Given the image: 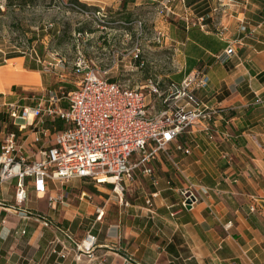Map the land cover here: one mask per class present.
Returning <instances> with one entry per match:
<instances>
[{
  "label": "crops",
  "instance_id": "obj_1",
  "mask_svg": "<svg viewBox=\"0 0 264 264\" xmlns=\"http://www.w3.org/2000/svg\"><path fill=\"white\" fill-rule=\"evenodd\" d=\"M164 1L170 2L175 10L181 11L182 16L188 11L191 12L192 8L195 10L205 5L210 10L203 17H209L212 12L217 11L220 14V22L215 31L184 22L180 14L171 12L172 15L181 17L182 22L170 26L167 40L178 53L176 58H182L183 61L180 70L169 78V82H179L188 73L203 70L210 78V89L208 92L200 91L196 94L214 108L223 110L222 114L214 117L209 124V131H204L202 126H195L177 139L178 143L190 149L189 155L175 151L174 145L169 147V150L175 152L174 155H162L164 159L175 158L174 166L185 173L182 188L157 187L165 177L164 175L161 178L162 173L168 172L160 156L163 153L160 152L153 160L145 163L147 168H150L148 164L152 161L160 164V177L150 168L151 183L155 188L149 194L152 206L146 205V196L145 204L118 202L109 211L105 242L96 246V249L101 250H95L87 256L89 260L82 255L76 261L77 254L74 249L64 251L67 240L63 238L61 241L55 237L49 244L55 243L61 247L58 252L52 250L57 255L54 262L59 260L57 264H264L262 6L252 0H161L160 3ZM96 3L104 2L97 0ZM144 3V0H106L104 5L117 18L122 13L133 17L136 15L135 8L139 9ZM95 6L103 8L100 5ZM242 26L253 33H242ZM107 30L112 32L109 36L113 39L115 29L109 27ZM231 43L234 55L225 64H221L217 58L223 56ZM12 60L17 62L11 66L8 63L0 65V117L4 118L6 116L2 113V105L5 103L19 102L22 106H34L39 99L34 101L33 97L29 98V90H39L38 86L43 81L40 74L42 71L31 69L35 67L32 62H28L30 64L27 66L24 57L6 59L3 62ZM135 67L140 68L137 65ZM55 77L56 81L50 86L52 89L42 97L68 89L70 84L65 80V75ZM147 80L135 88L143 86ZM70 83L73 85V82ZM256 97L261 99L260 104L254 102ZM156 107L153 111L160 109L159 104ZM3 122L5 123L0 118V145L6 133L15 132L18 134L17 143L20 147L18 156L26 161L37 159L38 150L50 147L54 132L63 128L62 122L45 119L43 128L48 131V135H42L40 142L35 143L32 128L19 133L10 122H6L7 127ZM8 126L12 128L8 129ZM135 170L143 175L142 168ZM197 172L199 174L195 175ZM163 184L170 185V182ZM190 187L200 199L192 206L182 209L181 203L186 200L184 192ZM0 190L6 191V194L1 192L0 199L7 197L9 193L14 198L13 183L1 185ZM1 206L3 207L0 211L8 208L4 204ZM250 207H254L255 211L250 212ZM28 209L21 207V210L29 213ZM59 228L62 229L61 232L66 230L71 236L68 229L63 226ZM37 231L38 228H35L27 244L31 245ZM8 232L7 227L2 228L0 237L4 239ZM66 237L71 241V237ZM39 242L38 240L37 243ZM39 247L40 244L37 245Z\"/></svg>",
  "mask_w": 264,
  "mask_h": 264
},
{
  "label": "built area",
  "instance_id": "obj_2",
  "mask_svg": "<svg viewBox=\"0 0 264 264\" xmlns=\"http://www.w3.org/2000/svg\"><path fill=\"white\" fill-rule=\"evenodd\" d=\"M94 16L103 26L110 25L104 20L101 11H97ZM119 23L124 28L132 26L134 34V43L121 61L128 57L131 64L142 67V22ZM240 30L250 35L253 33L248 32L245 26ZM124 32L130 36V32ZM159 36L160 33L157 39ZM233 55L231 43L223 56L217 59L225 64ZM36 62L48 72L53 66L39 59ZM57 63L61 64L59 58ZM58 64L54 65L55 69ZM106 73L79 54L71 70L72 76L76 78L74 88L66 92V95L63 90L49 94L48 97L40 98L32 107L22 106L19 102L2 105V113L19 133L33 129L35 143L40 142L42 135H48V131L43 128L45 119L63 123V128L54 132L52 145L39 149L38 158L33 161L18 156V134L8 132L4 135L0 145V186L15 180V205L12 208L18 210L19 216L27 219L29 215L21 210L28 201L29 186L35 194L45 195L56 189L57 184L63 185L71 180L86 181L95 187L111 183V191L123 203L125 184L133 180L135 169L142 168L143 175L151 176L152 170L145 163L153 160L160 152L169 156L171 145H174L175 151L189 155L190 149L178 143L177 139L195 126H202L204 131H209V124L214 117L222 114L223 110L214 108L196 94L210 89V78L203 70L192 71L179 82H169L165 88L150 79L141 87H126L111 81L105 76ZM254 102L260 104L261 99L256 97ZM155 104L160 105L158 111H153ZM3 124L7 127L6 122ZM134 157L140 158L132 162ZM108 179L113 181L108 182ZM184 195L186 200L181 203L182 209L200 199L192 187ZM57 199L52 194L48 197L51 209H55ZM146 205L152 206L150 199L146 200ZM254 211V207H250V212ZM95 213L96 220L100 221L104 209L98 207ZM38 219L43 221L46 229H50L49 221L40 216ZM14 234L23 236L25 228L15 230ZM96 242L95 236L87 234L80 244H75L78 252L76 261L80 260L83 253L90 256Z\"/></svg>",
  "mask_w": 264,
  "mask_h": 264
},
{
  "label": "rangeland",
  "instance_id": "obj_3",
  "mask_svg": "<svg viewBox=\"0 0 264 264\" xmlns=\"http://www.w3.org/2000/svg\"><path fill=\"white\" fill-rule=\"evenodd\" d=\"M96 1L0 0V64L14 65L17 61L3 62L9 56L24 57L27 66L30 64L28 62H32L38 72L42 71L40 73L43 79L42 85L38 86L39 90H29V98L33 97V100L36 101L42 95L47 94V91L52 89L51 84L56 81V75L66 76L65 80L70 84L68 89L65 90L66 92L70 88L72 89L73 85L70 82H74L76 78L72 76L71 70L73 62L79 54L92 61L102 72H107L105 76L120 85L135 88L144 80L150 79L165 88L169 84V78L177 74L183 63L182 58H176L178 53L168 43L170 26L175 25L176 22H182L180 18L183 17L184 22L202 26L204 30L213 29L216 31L221 18L218 11L212 12V15H208L209 17L196 16L200 13H209L208 5L195 10L192 8V14L188 11L187 14L185 13L182 16L181 11L170 6V2L164 1L161 4V0H144L145 3L139 9L135 8L136 15H134L136 19H140L138 21L142 22L144 33L140 39L144 64L142 67L136 68L135 64H131L128 57L121 61L124 58L122 56L128 54L134 43L133 32H130V36H126L124 26L119 22H114L117 18H114L109 13V7L104 5L106 0H98L104 2L103 4H98ZM95 5H100L103 8ZM97 11H101V14L105 16L104 20L107 23L109 22L110 25L103 26L95 18L94 14ZM171 12L180 14L181 17L172 15ZM111 23H114V25H111ZM104 27L115 29L113 39L109 36L112 32ZM159 33L160 36L157 39ZM58 58L61 60V64L57 63ZM38 59L45 64L50 62L53 65L49 70L50 72L43 70L41 64L36 62ZM114 60L117 61L114 62ZM56 64L58 66L55 69L54 65ZM41 88L44 90L41 91ZM62 102L64 104L65 101ZM156 106L157 104H155ZM0 118L1 121L9 124V118L3 116ZM11 128L12 126H8V129ZM174 153L169 150L168 155H174ZM162 155L165 156V154H160V156L168 172L167 174L162 173L161 178L164 175L165 177H163V181L160 180L157 187L182 188L181 183L185 182L183 179L185 173L176 169L173 164L175 158L173 160L164 159ZM139 158L134 157L132 162ZM148 166L153 169L157 177H160V164L152 161ZM198 174L197 172L195 175ZM197 178L200 179V176ZM167 181L170 182V185L163 184ZM151 182L152 176L143 177L140 172L135 170L133 180L125 184L123 202L145 204L144 197L146 196L149 199V194L155 191ZM12 183L15 185V180ZM97 187L82 180H71L63 185L57 184L56 189L45 195H38L33 193L29 186V202L22 206V209L24 207L29 208L27 219L19 216L18 210H13L12 206L15 203L14 198L10 197V193L7 197L1 198L0 208L4 204L11 211H0V232L4 227L9 230L4 239L0 237V264H57L59 260L56 259V262H54L57 255L54 258L48 256L49 253L53 254L52 250L54 248L56 250L57 245L55 243L49 244L55 237L59 240L63 238L67 240L64 244L66 248L64 251L74 249L76 254L78 252L75 244L77 242L80 244L87 234L96 237V246L104 244L109 211L118 205L119 196L114 194L110 190L111 188L106 185ZM10 188L12 190L13 186L11 185ZM92 188L97 193L89 191ZM51 189L52 187H50ZM1 192L2 190H0V194ZM5 192H2V194H6ZM55 193L57 195H54ZM82 193L85 196L82 197ZM51 194L58 198L55 209H51L48 205V197ZM98 207L104 209V215L100 221L96 220L95 209ZM38 216L45 218L52 226L64 225L70 227L71 236L66 230L61 232V228L60 231L53 227L46 229L43 226V221L38 219ZM24 228L28 231V235L14 234L15 230L19 231ZM35 228H38V231L34 235L31 245H29L27 242ZM40 236H44V238ZM66 236L71 237V241ZM38 240L40 241L39 248H37V245H39ZM41 244H43V249H41ZM95 250L101 249L95 247L92 252ZM87 256L89 255L83 253L84 259L89 260L90 258Z\"/></svg>",
  "mask_w": 264,
  "mask_h": 264
},
{
  "label": "trees",
  "instance_id": "obj_4",
  "mask_svg": "<svg viewBox=\"0 0 264 264\" xmlns=\"http://www.w3.org/2000/svg\"><path fill=\"white\" fill-rule=\"evenodd\" d=\"M73 1H76V0H73ZM254 3H256V4H259V5H261L262 6V12H263V14H264V0H252ZM201 8V7H200ZM200 8H198V9H200ZM205 12V11H204ZM119 14H121V13H119ZM206 14H208L207 12H205V13H200V14H197L196 16L197 17H203V16H205ZM138 20H140V19H136L134 16L133 17H131V16H129V15H126V14H124V13H122V15H119L118 17H117V19H115L114 20V22L115 23H117V22H124V23H132V22H135V21H138ZM112 24H114V23H112ZM132 26H128V27H125L124 29H126L127 31H132ZM11 58H15V56H9L7 59H11ZM142 59H143V57H142ZM0 65H3V64H0ZM31 69H36V67H32ZM111 81H114V80H111ZM83 182H85L86 183V181H83ZM106 186L107 187H109V188H111L112 189V185L111 184H106ZM110 189V190H111ZM89 191H92V192H95V193H97V191L95 190V189H90ZM56 228V226H52L51 225V227H50V229L51 228ZM63 227L65 228V229H68L70 232H72L71 231V229H70V227H68V226H64L63 225ZM59 227L57 228V230L59 231ZM28 235V231L26 230V228H25V234H24V236L25 235ZM54 250H55V248H54ZM61 250V247L59 246V245H57L56 246V250H55V252H58V251H60ZM55 255L56 254H51V256H50V258H54L55 257Z\"/></svg>",
  "mask_w": 264,
  "mask_h": 264
},
{
  "label": "bare ground",
  "instance_id": "obj_5",
  "mask_svg": "<svg viewBox=\"0 0 264 264\" xmlns=\"http://www.w3.org/2000/svg\"><path fill=\"white\" fill-rule=\"evenodd\" d=\"M108 182H112L113 181V179H108L107 180ZM88 242H85V244H87Z\"/></svg>",
  "mask_w": 264,
  "mask_h": 264
}]
</instances>
